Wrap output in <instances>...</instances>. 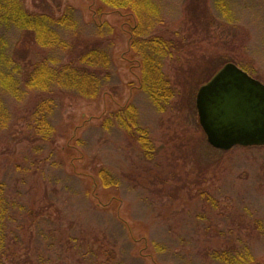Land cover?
I'll return each instance as SVG.
<instances>
[{
  "label": "rangeland",
  "instance_id": "1",
  "mask_svg": "<svg viewBox=\"0 0 264 264\" xmlns=\"http://www.w3.org/2000/svg\"><path fill=\"white\" fill-rule=\"evenodd\" d=\"M23 3L31 12L59 14L73 7L84 37H94L96 23L114 26L117 72L112 94L96 102L70 100L60 108L56 148L51 156L42 150V163H34L25 123L18 124L19 103L6 100L11 124L17 125L0 127V186L14 208L9 232L25 242L40 235L42 249L34 253L20 246L15 257L1 255L0 264L36 263L34 254L50 257L51 264H212L207 255L226 248L264 264V146L214 149L196 109L201 85L229 63L264 84V0H146L151 32L172 43L164 72L179 91L165 112L137 89L142 64L132 48L135 14L99 13L98 0ZM7 37L21 39L16 32ZM34 50V59L46 55ZM130 102L155 147L151 158L122 128H103L111 112ZM173 144L185 155H175ZM102 167L119 180L117 188L105 189L97 174ZM72 172L92 185L93 204L108 210L91 209L85 184L72 180ZM19 204L32 211L15 215ZM60 232L73 241L63 244L68 248ZM77 250L86 256H77Z\"/></svg>",
  "mask_w": 264,
  "mask_h": 264
},
{
  "label": "trees",
  "instance_id": "2",
  "mask_svg": "<svg viewBox=\"0 0 264 264\" xmlns=\"http://www.w3.org/2000/svg\"><path fill=\"white\" fill-rule=\"evenodd\" d=\"M98 1L99 13L108 10L135 14L137 23L131 29L132 48L135 53L137 52L142 64L137 89L147 95L159 112H165L170 105H173V100L179 91L164 72V62L171 56L172 43L161 35L151 32L153 20L146 14L144 7L146 0ZM95 25L94 37H84L81 35L77 10L73 7H67L59 14L46 10L31 12L25 9L23 0H0V127L10 126L12 129L17 127L16 124H11L14 117L6 104V100L13 99L20 106V110H16V115L19 117L18 124L22 120L25 123L27 130L25 141L34 151L36 156L34 163H38L40 158L44 157L41 156L42 150L49 151L51 156L56 148L57 135H60L58 128L61 125L60 122H55L56 115L67 101L79 99L96 102L108 93H113L110 89L114 88L112 83L117 70L113 59L112 40H115L116 28L107 22ZM11 32L19 34L21 39L18 37V40L12 42L13 40L7 37ZM34 48L43 50L46 55L34 59L36 53ZM24 51L26 53L28 51V56L31 58ZM203 85L204 83L201 86ZM103 122V128L113 125L122 128L141 147L145 158L153 156L155 147L149 139L148 131L139 126L138 111L133 103L130 102L121 109L111 112ZM184 141L185 139L182 143L185 144ZM79 143L77 141L76 144ZM173 149L175 155L176 153L185 155L181 145L180 147L174 145ZM172 155L167 149L169 164L172 162ZM24 160L29 162L27 158ZM42 161L40 160L39 163ZM97 174L105 189L117 188L119 180L111 177L106 167L100 168ZM70 175L72 180L85 184L84 195L92 204L91 209L102 212L109 209L93 204L90 199L92 185L87 182L86 177L78 176L74 172ZM156 195L160 196L161 191H157ZM19 205L21 207L17 208L15 215L19 211H32V208L23 209L24 205ZM13 210L0 186V256L15 257V251L20 246L27 252L31 247L34 248V253L41 252V243L37 239L40 235L25 242L17 237L14 238L9 232ZM63 235L62 232L59 233V241H62V245L65 242L71 245L73 241H67ZM76 240L79 241L78 238ZM70 249H61V252ZM43 252H48L47 255L50 256L52 250H43ZM81 253L77 250L76 255L84 257L87 252ZM38 255L34 254L38 257L36 263L33 261L29 263L27 259L23 263L51 264L50 257L47 258L44 254ZM207 256L211 258L212 264H259L249 253H237L232 248L214 250Z\"/></svg>",
  "mask_w": 264,
  "mask_h": 264
},
{
  "label": "water",
  "instance_id": "3",
  "mask_svg": "<svg viewBox=\"0 0 264 264\" xmlns=\"http://www.w3.org/2000/svg\"><path fill=\"white\" fill-rule=\"evenodd\" d=\"M200 126L210 146H264V84L234 64L225 65L196 96Z\"/></svg>",
  "mask_w": 264,
  "mask_h": 264
}]
</instances>
